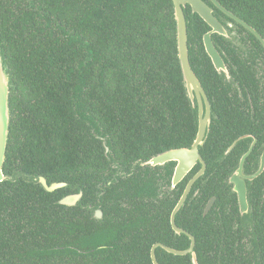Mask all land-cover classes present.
Listing matches in <instances>:
<instances>
[{"label":"trees","instance_id":"obj_1","mask_svg":"<svg viewBox=\"0 0 264 264\" xmlns=\"http://www.w3.org/2000/svg\"><path fill=\"white\" fill-rule=\"evenodd\" d=\"M206 1L232 34V39L212 34L230 79L218 74L205 52L202 38L210 27L187 5L190 65L214 111L199 148L206 170L192 188L198 193L184 205L191 204L192 219L181 208L175 221L195 236L198 264H264V204H259L264 201V171L247 182L248 200L255 203L250 204V232L258 237L260 252H226L222 245L239 217L237 204L225 212L224 203L237 201L228 176L252 137L257 142L245 160V173L257 168L264 146V48L244 26ZM218 1L264 38V0ZM173 13L172 0H0V51L10 76L0 264H153V243L188 246L185 235L174 243L170 213L200 163L177 184L178 191L164 196L162 211H151L139 199L156 193L158 172L169 186L175 164L141 167L139 162L190 147L197 132V113L177 56ZM244 134L250 136L225 153ZM132 166L133 175L116 184L118 196H130L134 210L126 220L111 223L110 172ZM39 176L66 186L46 191ZM97 185L104 192L98 202L93 193ZM79 190L80 202L100 204L102 219L79 203H59ZM211 196L221 213L213 215L212 209L202 216ZM156 259L192 264L190 254L162 248L156 249Z\"/></svg>","mask_w":264,"mask_h":264},{"label":"water","instance_id":"obj_2","mask_svg":"<svg viewBox=\"0 0 264 264\" xmlns=\"http://www.w3.org/2000/svg\"><path fill=\"white\" fill-rule=\"evenodd\" d=\"M212 5L218 8L226 16L244 26L250 31L262 44L264 48V38L253 28L251 25L246 23L244 20L239 18L237 15L225 8L218 0H209ZM173 3V16L176 21V37H177V56L182 73L183 84L186 90V94L190 100L191 107L197 113V132L195 139L193 140L190 147H179L171 148L160 152L152 156L149 160L145 161L146 164L151 166L163 165L167 162H175L173 168V174L171 179L172 186H175L180 182L183 177L191 170L197 163H200V169L198 172L188 181L181 197L179 198L176 206L171 213V224L177 233L183 230L175 224V214L185 202L186 197L195 182L201 175L204 174L206 169L205 161L203 160L199 148L206 140L207 133L209 131L210 117L212 115L210 109V102L202 87V84L193 71L188 55V35H187V20L184 14V8L189 5L192 13L198 14L210 27V29L203 34V45L205 52L209 56L214 69L218 74H224L229 77V71L224 63L221 53L215 47L212 40V34L216 33L226 38L232 39V34L228 31V28L214 15V8L210 6L206 0H172ZM228 27H232V22L226 23ZM9 85L10 76L7 71V66L4 63L3 56L0 51V182L9 178L3 173V164L6 156V147L9 136V123H10V108H9ZM250 136L244 134L235 139L230 146L227 148L225 153H228L234 145L241 139ZM256 139L253 138L248 149L241 155L238 165L231 172L228 183L232 185V191L236 193L237 200L239 203V209L243 217L245 214H250L251 206L248 200L247 182H251L253 179L258 177L264 171V149L258 159V167L253 173L244 172V163L248 155L251 153ZM39 183L46 191H54L55 189L66 186L65 182H51L48 184L43 176L37 178ZM81 196V192L68 194L59 200V203L64 205L75 204ZM215 197H211L205 208V212L210 208L214 202ZM249 205V211H248ZM95 216L100 218L102 216L101 210L95 211ZM187 233V232H186ZM188 234V233H187ZM190 238V245L183 250L175 249L162 243L154 244L151 248V260L153 264H160L155 256V248L157 246L162 247L167 252L175 255L190 254L192 264H198L196 252L194 250L195 239L192 235L188 234Z\"/></svg>","mask_w":264,"mask_h":264},{"label":"flooded vegetation","instance_id":"obj_3","mask_svg":"<svg viewBox=\"0 0 264 264\" xmlns=\"http://www.w3.org/2000/svg\"><path fill=\"white\" fill-rule=\"evenodd\" d=\"M224 60V59H223ZM224 63H225V61H224ZM225 65H226V63H225ZM226 67H227V65H226ZM261 73L263 74V76H264V67H263V70L261 71ZM226 79H230V76L229 77H227L226 76ZM262 80H264V77H263V79ZM201 82V81H200ZM202 84V83H201ZM203 87V86H202ZM204 89V88H203ZM260 92L263 94L264 93V89H261L260 90ZM206 93V92H205ZM207 95V94H206ZM208 97V96H207ZM209 100V99H208ZM210 102V101H209ZM239 108H241V107H239ZM210 109H211V113H213V111H214V107L210 104ZM250 109H254V106H250ZM212 116V115H211ZM215 116H216V114H215ZM210 119H211V117H210ZM211 122V121H210ZM253 138H255V137H252V140H253ZM256 139V142H257V138H255ZM252 140L249 142V145H250V143L252 142ZM256 144V143H255ZM255 144H254V146H255ZM249 145H248V147H249ZM263 145H264V143H263ZM254 146H253V148H254ZM248 149V148H247ZM263 149H264V146L262 147V149H261V151H260V153H259V155H258V158H257V162H258V159H259V157H260V155H261V153H262V151H263ZM253 150V149H252ZM200 152V151H199ZM252 152V151H251ZM250 155V154H249ZM248 155V156H249ZM139 164H140V166L142 167V166H145V165H147L146 163H145V161L144 162H139ZM176 164V163H175ZM175 164H174V167H175ZM206 164V163H205ZM164 165V164H163ZM259 165V164H258ZM258 165H257V167H258ZM151 166V165H150ZM160 166V165H159ZM136 167V166H135ZM135 167H133L132 166V168H130V169H128V170H126V171H123V170H120V169H113L111 172H110V179L108 180V184H112L111 185V195H110V197L108 198V204H110L111 205V223H120L121 221H124V220H126L127 219V213L128 212H131L132 210H134L133 208L135 207V204H133V202H132V200H131V197L130 196H118V192H119V190H120V188L117 186V182L119 183V182H122V181H125L126 179H128V177L129 176H132L133 175V173H134V170H136L135 169ZM193 169V168H192ZM191 169V170H192ZM200 169V168H199ZM198 169V170H199ZM257 169V168H256ZM255 169V170H256ZM191 170H189L188 171V173L183 177V179L181 180V181H183L186 177H187V175L190 173V171ZM198 170L194 173V174H192L190 177H188L187 178V180H186V183L184 184V187H183V190H182V192H181V194L179 195V197H178V199H177V202H178V200H179V198L181 197V195H182V193H183V191H184V189H185V187H186V185H187V183H188V181L198 172ZM206 170V169H205ZM254 170V171H255ZM253 171V172H254ZM252 172V173H253ZM158 175V177H157V181H156V190H155V197H154V195L152 196V195H146V194H142L140 197H139V199H141V201L142 202H140V203H143L146 207H148L151 211H162L163 209H161L162 207H163V204H160L161 203V201L163 200V198H164V196H169V195H171V190H173L174 188H177V184H179L180 182H178L175 186H172V184H171V182H170V185L168 186V185H164V183H163V180H162V178L160 177V175H159V172L157 173ZM173 174V173H172ZM250 174V173H249ZM262 174V173H261ZM202 176V175H201ZM200 176V177H201ZM230 176V175H229ZM229 176H228V178H229ZM199 177V178H200ZM171 179H172V177H171ZM195 182H196V180H195ZM194 182V183H195ZM194 183H193V185H192V187H191V189H190V191H189V193H188V195H187V197H186V200H185V202L187 201V199L189 198V196H190V194H191V197H190V199H192L197 193H198V189H196V190H194V191H192V188H193V186H194ZM98 186L99 185H97L95 188H94V190H93V193H94V195L96 196V201L98 202L99 201V197L101 196V195H103V193L104 192H99L98 191ZM179 190V188H177V191ZM231 191H232V186H231ZM79 192H81V196H80V198H79V200L75 203V204H72V205H66V206H69V207H71V206H76L78 203V205H80V207H82V208H85V207H87L88 209H90V210H92L93 212V216L95 217V218H97L96 216H95V211L97 210V209H99V210H101L100 208H97L96 206H98V205H100V204H92V203H90V202H88L87 204H83L82 202H80L81 201V199H82V196H83V191L82 190H79V191H77V192H75V193H79ZM69 194H74V193H69ZM236 194V193H235ZM68 195V194H67ZM64 197V196H63ZM211 197H213V196H211ZM210 197V198H211ZM215 197V200H214V202L212 203V205L210 206V208L207 210V212H205V208H206V206H207V203H208V201H209V199L206 201V203L204 204V206H203V209H202V216H205L206 214H208L209 213V211L210 210H212V209H214V210H212L213 211V215H215V212L214 211H218V214H220L221 213V211H220V207L221 206H218V207H214V204H216V196H214ZM137 198V197H136ZM236 198H237V195H236ZM61 199V198H60ZM59 199V200H60ZM176 202V203H177ZM185 202L182 204V206L179 208V210L176 212V214H175V219H176V216H177V214H178V212L180 211V209L181 208H184V211H185V213L187 212L188 214H189V218L190 219H192V208H190V205L191 204H187V206H185L184 207V205H185ZM176 203L174 204V206H173V208H172V210H171V213H172V211H173V209H174V207L176 206ZM142 204V205H143ZM221 204V203H220ZM230 204H237V208H238V211H239V213H238V215H239V217L237 216V217H235V219L232 221V224H231V226H230V228H229V230H230V232H225V235L223 236V241H222V245L225 247V251L226 252H228V251H230V252H233V253H242V254H254V253H259L260 252V250H259V246H260V241H259V239H258V237L257 236H255L253 233H251L250 231H251V229H252V223H251V221H249L250 220V215L251 214H249L248 216H246V217H243L242 216V214H241V212H240V209H239V203H238V200L236 201V203H230V202H226V203H224V207H225V212L227 213H230L229 212V208H228V206H230ZM248 204H255V203H248ZM259 204H264V201H260L259 202ZM251 206V205H250ZM220 211V212H219ZM248 211H249V205H248ZM251 211H252V207H251ZM101 212H102V216L100 217V218H97V219H102L103 218V211L101 210ZM171 213H170V225H171V228H172V230H173V232H174V236H173V241H174V243L175 244H178V241L180 240V238L183 236V235H185L188 239H189V244H188V246L190 245V238H189V236H188V234H190V235H192L193 237H194V239H195V236L193 235V234H191L189 231H187L186 229H184L183 227H181V226H178L177 224H176V221H175V224H176V226L177 227H179L180 229H182L183 231L182 232H180V233H177L175 230H174V228H173V226H172V224H171ZM188 234H187V233ZM195 242H196V240H195ZM157 243H162V242H155V243H153L152 244V246L154 245V244H157ZM162 244H164V243H162ZM164 245H167V244H164ZM152 246H151V248H152ZM167 246H169V245H167ZM187 246V247H188ZM170 247H172V246H170ZM187 247H185V248H183V249H186ZM195 247V246H194ZM151 248H150V256H151ZM157 248H162V247H160V246H157L156 248H155V256H156V249ZM172 248H174V247H172ZM163 249V248H162ZM176 249V248H175ZM183 249H179V250H183ZM163 250H165V249H163ZM166 251V250H165ZM186 255V254H185Z\"/></svg>","mask_w":264,"mask_h":264}]
</instances>
